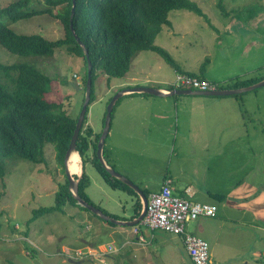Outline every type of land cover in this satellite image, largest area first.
Wrapping results in <instances>:
<instances>
[{
  "label": "rangeland",
  "instance_id": "rangeland-1",
  "mask_svg": "<svg viewBox=\"0 0 264 264\" xmlns=\"http://www.w3.org/2000/svg\"><path fill=\"white\" fill-rule=\"evenodd\" d=\"M11 1L14 0H0V6ZM190 1L194 2L202 11L203 19L189 10H171L168 13L169 25L163 24L153 41L155 46L161 47L168 53L172 62H169L163 54L148 49L135 53L131 58L127 73L121 77H111L108 83L100 69L94 71L92 88L94 100L88 106L86 125H92L95 133L102 128V117L106 111L108 98L115 94L114 90L107 91L110 83L129 82L132 81L129 80L131 76L144 78L145 75L159 81L174 83L176 74H187L183 71H189L193 64V68L196 70L193 72L203 74L208 62L213 58L210 54L205 56V59L201 55L209 48L212 50L216 43L226 45L225 53L233 52L229 59L237 75L232 77V84L236 81H246L251 77V74L244 69L245 61L250 59L257 60V66L251 72L257 75V78H264V0ZM58 9L56 8L55 11ZM10 27L17 33L39 34L48 40L63 38L65 35L61 21L48 14L18 20ZM182 28H185L187 32L182 31ZM212 32L214 34L210 36ZM215 46L217 49V45ZM244 48L247 51L246 54L238 58L239 53L243 54ZM82 52L86 58L83 48ZM237 52L239 53L237 54ZM197 57V61H201L200 64L194 61ZM0 62H25L35 65L51 79V88L45 95L46 99L62 103V108L58 113L78 116L85 93L83 87L85 63L81 54L72 53L65 46H61L56 47L51 55L23 56L10 53L0 45ZM202 62H204L203 66ZM221 64L227 63L215 62L213 67ZM223 67L225 68V66ZM135 82L137 83L139 80ZM214 83L215 85L220 84ZM166 84L168 83L161 84V86L165 87ZM223 85L224 83H222ZM248 91L235 95L239 94L237 97L243 95L248 102L246 105L249 104L253 109L256 108V112L252 114L255 119L244 120L245 131L249 133V142L253 146V150L233 153L236 162L224 169L221 179L223 185L226 186L241 177L239 184L223 188L230 194L255 193L257 225L264 227V85ZM191 110H193L192 107ZM202 113L204 112L200 111L193 115L194 117L186 116L190 117V123L195 126L194 122L200 121L198 117ZM221 127L227 128V125L223 123ZM233 128L235 127H230V131ZM2 158L4 164L3 175H0V264H42L39 258L40 252L48 255L59 253L61 259L57 264H94V260L91 261L89 257L78 261L73 258L77 250H72L71 245L80 240H84L85 243L98 241L103 246L111 244L118 247L120 245L115 235L111 236L107 232L101 231L102 226L108 225L106 222L89 210L77 205H67L60 211L34 215L33 212L37 208L53 205L59 184L67 178L64 158H60L53 144L46 143L44 145L41 160L38 162L16 155ZM106 158L111 163L109 157L106 156ZM80 164H82V160ZM81 167L90 179V188L87 189V187L85 192L88 191L89 196L87 192L86 194L92 203L111 214L115 209L116 212H119L117 214L129 212L131 209L130 196L110 187L91 163L86 162ZM161 170L166 169L142 167L140 179L132 182L141 190H147L146 188L155 186L159 182L157 175ZM193 170L191 169L190 174ZM77 174L72 173V178L76 179ZM181 176L187 178L189 175L185 173ZM179 182H177L178 188ZM117 195L122 200H118ZM198 220L188 222L185 232L200 236L196 231ZM139 225H141L140 222L131 227L136 228ZM161 232L168 237H173L174 246L178 237L182 240L181 234ZM261 234V229L257 227V239L254 242L249 241V236L242 241L241 250L247 252L251 250L250 255L247 257H243L244 254L232 256L227 260L228 264H246L245 260H248V264H264L262 260L264 246L261 245ZM254 249L257 250L255 255L253 254ZM229 250L230 246L224 236L218 237L213 246L209 243L211 263L218 264L220 258H227ZM88 251L87 249L86 252ZM186 254L183 252L175 263L169 264H192ZM171 256H173L172 253L163 247L161 258L168 260ZM242 259L244 260L242 261ZM104 261L108 262V259ZM98 263L102 264V261H98ZM126 264L131 263L126 261Z\"/></svg>",
  "mask_w": 264,
  "mask_h": 264
},
{
  "label": "crops",
  "instance_id": "crops-1",
  "mask_svg": "<svg viewBox=\"0 0 264 264\" xmlns=\"http://www.w3.org/2000/svg\"><path fill=\"white\" fill-rule=\"evenodd\" d=\"M199 17L203 19L201 16ZM182 31L187 32L185 28H182ZM213 34L214 32L210 36ZM215 45H217V49ZM225 47V44L216 43L212 50L209 48L201 55L204 56V59L209 54L213 58L208 62L204 72L202 71L203 74L193 72L196 71L193 68L194 64L189 71L183 72L221 85L222 83L224 85L232 84L231 79L237 75V72L229 59L233 52L225 53ZM246 52L244 48L243 54L237 52V54L239 53L237 57L240 58ZM197 59L198 57L194 61L196 62ZM197 62L200 64L201 61ZM215 62H226L227 64L213 67ZM256 66V59H250L244 63L245 71L250 73L252 78L257 77L251 72ZM129 80L132 81L110 83L107 91L114 90L115 93L138 86L164 88L161 84L168 83L165 87L171 84L146 75L144 78L131 76ZM136 80L139 82L136 83ZM242 96L237 97L235 94L227 96L194 94L155 96L146 93L124 92L113 107L109 132L103 145L106 155L111 161L109 164L116 171L127 178L129 177L131 181L140 179L142 167L166 169L161 170L157 175L159 182L155 186L146 188L148 194L157 191L164 181L169 180L175 194L184 196L191 201L214 204L217 207L214 217L196 219L198 220L196 231L208 245L211 243L212 246L217 242L218 237L224 236L230 246L229 256L220 258L218 264H228L227 260L237 254H244L243 257L250 255L251 250L249 252L241 250L242 241L249 236V241L254 242L257 239V227L262 231L260 241L264 246V227L257 225L255 193L246 192V194L240 195L225 192L223 187L239 184L241 177L226 186L223 185L221 179L224 169L236 162L233 153L253 150V146L249 142V133L245 131L244 120H254L252 114L256 112V108L253 109L249 104L246 105L247 99ZM200 111L204 113L198 117L200 121L194 122L195 126H193L190 123V117L186 115L193 116ZM223 123L227 125V128L221 127ZM230 127L235 128L230 131ZM79 161L81 163V158ZM80 165L82 166V164ZM191 169L194 170L190 174ZM185 173L189 175L187 178L181 176ZM177 182H179V188ZM89 186L87 189L90 188ZM114 190L130 196L131 209L129 212L117 214L119 212H116L115 209L113 213L128 219L133 213L135 195L119 189ZM86 192L89 196L88 191ZM210 192L221 193L224 198L219 200L210 195ZM136 195L140 199L137 193ZM117 199L121 198L117 195ZM117 204L119 205V203ZM117 209L119 208L117 207ZM100 229L111 236L115 235L117 241L120 242L118 247L113 245L116 250L107 258L111 264H126V261H130L131 264H169L175 263L183 252L186 254L182 240L178 237L174 246L173 237L165 235L161 232L163 230L150 231L142 226L134 228L117 224L104 225ZM140 237L144 240H140ZM78 243L81 247L89 246L95 247V249L105 247L98 241L85 243L84 240H80ZM163 247H166L167 251L173 255L168 260L161 258ZM245 252L247 253L245 254ZM256 252L257 250L254 249L253 254L255 255ZM262 260L264 262V255ZM245 261L248 264V260Z\"/></svg>",
  "mask_w": 264,
  "mask_h": 264
},
{
  "label": "trees",
  "instance_id": "trees-1",
  "mask_svg": "<svg viewBox=\"0 0 264 264\" xmlns=\"http://www.w3.org/2000/svg\"><path fill=\"white\" fill-rule=\"evenodd\" d=\"M56 8H59L58 11H55ZM174 9L189 10L203 16L198 6L190 0H14L0 6V45L10 53L23 56L51 55L56 47L61 46H65L72 53L81 54L85 63L83 80L85 90L87 60L74 34L78 36L87 49L91 64L89 106L94 100L92 88L95 70L100 69L108 83L111 77H121L127 73L131 58L135 53L148 49L163 54L169 62H172L168 53L161 47L155 46L153 41L161 30V26L169 25L168 13ZM42 14L52 15L61 21L65 30L63 38L48 40L39 34L17 33L10 27L18 20ZM203 65L204 62H202ZM261 79L259 77L249 78L246 81L242 80L243 82L236 81L233 84H227L228 86L218 84L216 88L218 86L219 88H238ZM50 84V77L33 64L0 62L1 176L4 164L2 157L16 155L38 162L41 160L46 143L53 144L60 158H63L78 116L58 113L62 108V103L48 101L45 96L50 91ZM88 106L76 139V151L82 164L89 162L94 165L110 187L135 195L133 213L128 219L137 217L141 203L136 193L132 188L111 176L98 161L96 145L102 128L95 133L91 126L86 125ZM104 117L105 113L102 117V127ZM106 156V150L103 147V157L110 165ZM89 184V176L82 168V174L78 180V193L81 198L95 205L85 192ZM142 191L145 196L148 195L147 190L142 189ZM210 195L219 200L224 198L221 193L210 192ZM67 205H77L85 209L73 198L68 188V180L65 178V181L59 184L53 205L39 207L33 213L36 215L60 211ZM100 209L115 219H126V217ZM104 222L114 225L110 221Z\"/></svg>",
  "mask_w": 264,
  "mask_h": 264
},
{
  "label": "built area",
  "instance_id": "built-area-1",
  "mask_svg": "<svg viewBox=\"0 0 264 264\" xmlns=\"http://www.w3.org/2000/svg\"><path fill=\"white\" fill-rule=\"evenodd\" d=\"M175 86L190 87L200 91H213L216 89L215 83L200 79L193 75L177 73ZM217 207L214 204L200 203L175 194L170 186L169 180L163 182L157 191L151 192L147 196L145 213L140 220V224L150 230H163L182 235V242L192 264H212L208 243L201 237L185 232L188 222L199 217H214ZM140 240H144L140 237ZM76 251L75 259L89 257L102 261V264H110L104 261L106 254L115 251L113 246H107L101 251H91L76 246H72Z\"/></svg>",
  "mask_w": 264,
  "mask_h": 264
},
{
  "label": "water",
  "instance_id": "water-1",
  "mask_svg": "<svg viewBox=\"0 0 264 264\" xmlns=\"http://www.w3.org/2000/svg\"><path fill=\"white\" fill-rule=\"evenodd\" d=\"M73 6L71 9V14L70 16L72 17L73 14ZM71 28V25H70ZM72 33L74 34V31L71 29ZM74 37L79 44L81 48H83L84 53L86 54V60H87V78H86V83H85V93H84V100L80 108V112L78 114L76 123H75V128L69 143V146L64 154V165H65V172H66V177L68 180V188L69 191L71 192L73 198L77 202L78 205L84 207L85 209L89 210L92 214L98 216L100 219L104 221H110L113 222L114 224L120 225V226H134L137 225L140 220L142 219L145 209H146V204H147V198L144 195L143 191L135 185L129 178H127L125 175L122 173L116 171L114 168L110 167L107 165L105 162V159L103 158V145L105 142V138L107 137V134L109 132L110 128V122H111V114L113 107L117 100L121 97V95L124 92H136V93H147L155 96H167V95H174V94H194V95H206V96H222V95H229V94H236L248 90H253L256 87H260L264 85V78L262 80H259L251 85H247L245 87H240V88H235V89H217L213 91H197V90H190V89H182V90H169L168 92H164L161 89L157 87H150V86H138V87H132L129 89H124L115 92L113 96H111L110 100L108 101L106 111H105V117H104V123L102 127V131L100 133L99 139L97 141V149H96V155L98 158V161L100 164L106 169V171L116 179L120 180L130 188H132L140 197V203H141V209L137 217H134L132 219H126V220H120V219H115L105 213L103 211L96 207L95 205L87 202L78 193V180L82 174V170L80 169V173L77 174V178L73 179L72 176L70 175L68 169H67V163L70 157V153L73 151H76V139L79 134V130L81 128V125L84 120L85 112L87 110V106L89 103L90 99V91H91V64L90 60L87 56V50L84 46V44L80 41L78 36L74 34ZM81 168V165H80ZM39 258L42 262V264H57V262L61 259V255L59 253H55L53 255H47L43 252H40Z\"/></svg>",
  "mask_w": 264,
  "mask_h": 264
},
{
  "label": "bare ground",
  "instance_id": "bare-ground-1",
  "mask_svg": "<svg viewBox=\"0 0 264 264\" xmlns=\"http://www.w3.org/2000/svg\"><path fill=\"white\" fill-rule=\"evenodd\" d=\"M171 86L170 87H164V88H159L161 89L162 91L164 92H168L169 90H175V89H178V90H182L181 88L183 89H190V90H196V89H193V88H190V87H184V86H181V87H178V86H175L173 83L170 84ZM247 86V85H246ZM245 87V86H243ZM158 88V87H157ZM240 88V87H238ZM217 89H228V88H216L214 90H217ZM229 89H235V88H229ZM197 91H200V90H197ZM147 94V93H146ZM75 128V127H74ZM74 131V130H73ZM73 134V133H72ZM72 137V136H71ZM71 140V139H70ZM70 143V142H69ZM69 146V145H68ZM96 149H97V145H96ZM66 152V151H65ZM65 154V153H64ZM64 158V156H63ZM79 155H78V152L77 151H73L70 153V157H69V160H68V163H67V169L71 175V173H80V161H79ZM82 170V169H81ZM190 259V258H189ZM191 261V259H190Z\"/></svg>",
  "mask_w": 264,
  "mask_h": 264
},
{
  "label": "clouds",
  "instance_id": "clouds-1",
  "mask_svg": "<svg viewBox=\"0 0 264 264\" xmlns=\"http://www.w3.org/2000/svg\"><path fill=\"white\" fill-rule=\"evenodd\" d=\"M139 226H141V225H139ZM199 237H200V236H199ZM201 238H202V237H201ZM182 243H183V242H182ZM109 245L112 246L111 244H109ZM109 245H106L103 249H95V247H89V246H83V247H81L79 243H74V244L71 245L70 248L72 249V246H76L77 248H81V249H85V250L88 249V250H91V251H101V250H104L105 248H107V246H109ZM114 248H115V247H114ZM184 249H185V248H184ZM72 250H73V249H72ZM112 252H114V251H112ZM112 252H111V253H112ZM111 253L106 254V256L104 257V260H107V258L109 257V255H110ZM186 253H187V252H186ZM51 255H53V254H51ZM187 255H188V254H187ZM70 257H72V256H70ZM73 258H74V257H73ZM76 260L78 261V260H80V259H76ZM90 260L93 261L94 259H91V258H90ZM90 260H89V261H90ZM74 261H75V260H74ZM106 263H109V262H106ZM94 264H99V263H98V260H94ZM110 264H111V263H110Z\"/></svg>",
  "mask_w": 264,
  "mask_h": 264
},
{
  "label": "flooded vegetation",
  "instance_id": "flooded-vegetation-1",
  "mask_svg": "<svg viewBox=\"0 0 264 264\" xmlns=\"http://www.w3.org/2000/svg\"><path fill=\"white\" fill-rule=\"evenodd\" d=\"M189 89V88H188Z\"/></svg>",
  "mask_w": 264,
  "mask_h": 264
}]
</instances>
